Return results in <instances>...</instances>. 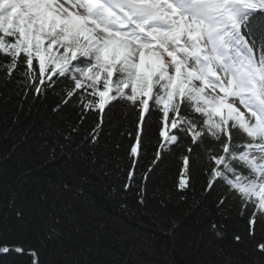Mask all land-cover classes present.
I'll return each instance as SVG.
<instances>
[{"label":"snow or ice","instance_id":"snow-or-ice-1","mask_svg":"<svg viewBox=\"0 0 264 264\" xmlns=\"http://www.w3.org/2000/svg\"><path fill=\"white\" fill-rule=\"evenodd\" d=\"M57 88L72 124L0 156V264H264V0H0V103Z\"/></svg>","mask_w":264,"mask_h":264},{"label":"trees","instance_id":"trees-1","mask_svg":"<svg viewBox=\"0 0 264 264\" xmlns=\"http://www.w3.org/2000/svg\"><path fill=\"white\" fill-rule=\"evenodd\" d=\"M11 99L7 104L0 103V156H4L7 153L11 152L12 144L21 136L22 133L27 132L29 129L33 133L38 132L40 128H47L48 126H59L61 129L65 128L68 125H71L72 122L76 119V107L70 101L68 105L60 104V107L63 109L62 112H54L52 109L56 107L61 101V90L56 89L55 92H49L46 97V102H42L41 105H38L36 108L28 109L25 115L20 116L19 121L17 122L14 118L17 115V102L19 97L16 96L14 92L10 93ZM107 112V109L105 110ZM130 113H126L122 110H116L111 115L110 119L112 125L115 127H110L109 130L116 135V129L120 130L131 129L130 124L128 123ZM155 125L150 131V135L155 133ZM119 139V137H118ZM126 143V141H123ZM155 142V140H153ZM69 155H71L69 153ZM64 154L60 153L56 159L63 158ZM13 157L9 156V160H12ZM28 162H31L30 160ZM181 170V161L179 158L178 152L174 154L171 159L164 165L161 173L159 174L158 182L161 184H166L171 187L177 180L178 174ZM121 179L123 177H120ZM201 179V183H202ZM108 182H105V187H107ZM197 197L199 196V189L195 193ZM113 210L115 206L112 205ZM238 207V202L233 201V208ZM236 226L240 228L241 231L244 229V223L242 220L235 218ZM257 238H260V233L257 232Z\"/></svg>","mask_w":264,"mask_h":264}]
</instances>
